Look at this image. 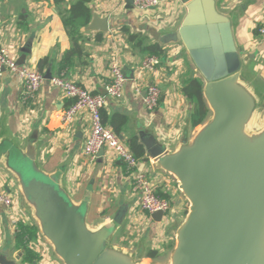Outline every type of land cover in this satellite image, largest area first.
<instances>
[{
  "label": "crops",
  "instance_id": "0c3cea01",
  "mask_svg": "<svg viewBox=\"0 0 264 264\" xmlns=\"http://www.w3.org/2000/svg\"><path fill=\"white\" fill-rule=\"evenodd\" d=\"M75 1L0 0V47H6L19 66H27L47 78L37 97L29 99L22 92L17 74L4 77L0 92V138H9L22 148L36 142L39 166L48 173L63 174V185L72 199L89 205L90 224L109 221L121 208L127 207L115 244L142 259L165 263L175 245V230L182 220L183 204L178 208L174 203L172 216L158 221L142 211L131 192L132 177L118 158L107 151L95 160L84 155L91 126L89 116L80 114L72 123H64L63 114L73 100L52 87L48 78L63 75L93 94L105 95L111 66L118 64L128 82L121 99L108 101L102 112L103 121L113 129V117L122 115L126 122L120 128L119 137L126 143L138 138L143 144V136L154 137L164 148L175 149L197 128L190 125L191 106L181 94V88L188 76L200 77L190 71L193 64L183 45L171 38L184 20L186 2L178 0L142 13L129 0H92L91 21L82 30L84 56L61 71L62 60L72 42L60 11L69 9ZM219 5L224 10L222 13L239 14L235 39L248 57L243 79L264 99V34L261 33L264 0H220ZM130 35H139L145 44L159 45L165 50L156 73L140 72V63L149 55L129 41ZM44 59L47 61L40 67ZM140 77L142 85L155 83L161 89L162 97L153 113L146 111L143 96L134 91L136 79ZM9 150L18 154L10 142L4 141L0 155ZM139 162L156 190L167 192L173 198L177 196V184L172 177L158 171L150 158ZM0 192L14 199L11 207L0 203V255L5 254L16 264H62L39 230L38 235L25 240L24 234L33 220L16 180L1 163ZM26 249L32 251V261H26ZM152 252L156 258H151Z\"/></svg>",
  "mask_w": 264,
  "mask_h": 264
},
{
  "label": "water",
  "instance_id": "95a60500",
  "mask_svg": "<svg viewBox=\"0 0 264 264\" xmlns=\"http://www.w3.org/2000/svg\"><path fill=\"white\" fill-rule=\"evenodd\" d=\"M184 1L186 15L171 38L201 77L210 113L173 150L142 137L154 167L174 179L188 204L167 262L142 259L115 244L127 207L90 224L89 205L72 199L63 174L39 166L36 142L22 148L0 138V145L10 142L18 152L2 153L0 163L62 264H264V99L243 79L248 57L235 39L239 14L222 13L220 0ZM0 264L16 263L2 254Z\"/></svg>",
  "mask_w": 264,
  "mask_h": 264
},
{
  "label": "built area",
  "instance_id": "2783aa9c",
  "mask_svg": "<svg viewBox=\"0 0 264 264\" xmlns=\"http://www.w3.org/2000/svg\"><path fill=\"white\" fill-rule=\"evenodd\" d=\"M134 9L145 13L158 9L166 3L178 0H131ZM264 34V29L261 30ZM160 57L147 56L140 63L143 75L154 74L160 66ZM17 74L20 79L22 92L26 98L34 99L41 92L47 82L44 74L34 71L27 66H19L6 47H0V92L4 77L7 74ZM141 77L136 79L134 91L143 96L147 112L153 113L159 106L162 92L155 83L142 85ZM49 84L59 89L73 104L64 112V123H72L80 114H86L90 119V131L86 139L83 153L90 160H95L102 152H110L126 167L132 177L131 192L138 200L142 211L149 215L162 213L163 217H170L174 212L171 201L158 196L156 188L147 172L140 169V162L112 128L103 123L102 111L110 99L119 100L123 97L127 76L118 64L111 66V78L106 86L105 95L93 94L82 85L66 79L63 75L52 76ZM0 203L11 207L14 199L10 194L0 192Z\"/></svg>",
  "mask_w": 264,
  "mask_h": 264
},
{
  "label": "trees",
  "instance_id": "16d2710c",
  "mask_svg": "<svg viewBox=\"0 0 264 264\" xmlns=\"http://www.w3.org/2000/svg\"><path fill=\"white\" fill-rule=\"evenodd\" d=\"M91 1L92 0H76L69 9L60 11L64 28L72 42L71 49L66 52L62 60L61 71L65 69L66 66H72L75 60H81L84 56L82 52V44L84 41L82 30L89 25L92 18L91 9L89 7ZM59 2H61V0H59ZM129 41L135 42V46L149 56L161 57L165 52V50L159 45L145 44V40L139 35H130ZM46 61L47 59L42 60L40 62V67ZM203 85L204 84L201 79L194 78L192 75L188 76L182 83L181 94L190 103L191 109L189 120L190 125L193 128L203 124L210 113L203 98ZM113 118L114 121L112 122V127L114 132L119 136L120 128L123 124H125L126 118L122 115H115ZM103 123L106 125L104 121ZM126 144L139 161H148L145 146L138 142V138H132ZM156 192L158 196L169 200L172 204H174L173 197L169 193L162 190H156ZM33 236H36L33 235V229L28 227L24 234L25 240H27V238H32ZM27 242L28 241H26V243ZM150 256L151 258L157 257L155 252L150 253ZM32 259H34L32 251L30 249H26V261H32Z\"/></svg>",
  "mask_w": 264,
  "mask_h": 264
},
{
  "label": "rangeland",
  "instance_id": "374dc122",
  "mask_svg": "<svg viewBox=\"0 0 264 264\" xmlns=\"http://www.w3.org/2000/svg\"><path fill=\"white\" fill-rule=\"evenodd\" d=\"M218 8L221 12H224L222 6L218 5ZM192 74L194 73L195 75L199 76L198 75V72L197 70L194 68V66H192L191 70ZM200 77V76H199ZM201 79V77L199 78ZM202 80V79H201ZM178 189V188H177ZM173 202L176 204V206L178 205V208L180 207L181 204H183V208L181 207L180 209V213H181V219H183L185 217V213H187L188 211V204L187 202L184 200V198L182 197L181 193L178 191V194L175 198H173ZM174 205V204H173ZM185 207V209H184ZM31 225H29V227H31L33 229V235H38V230H37V225L35 224L34 221H31L30 222ZM39 240V239H38Z\"/></svg>",
  "mask_w": 264,
  "mask_h": 264
}]
</instances>
